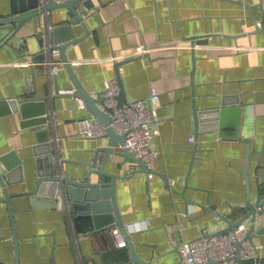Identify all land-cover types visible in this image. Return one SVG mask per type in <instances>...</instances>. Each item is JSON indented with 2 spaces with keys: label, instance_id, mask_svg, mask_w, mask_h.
<instances>
[{
  "label": "crops",
  "instance_id": "obj_1",
  "mask_svg": "<svg viewBox=\"0 0 264 264\" xmlns=\"http://www.w3.org/2000/svg\"><path fill=\"white\" fill-rule=\"evenodd\" d=\"M238 1L92 0L86 14L78 1L74 6L82 21L64 6L53 8L24 23L9 44L0 43V102L32 98L24 91L50 96L43 107L48 122L39 126L24 124L37 119L36 106L20 113L0 105V172L7 179L5 187L0 184V264H15L17 255L19 264H53L52 258L56 264L132 260L128 246H115L117 224L106 223L109 213L92 230L76 232L67 212L33 208L26 194L37 181L40 131H47L43 138H49L67 179L85 177L95 158L99 164L109 140L81 137L79 117L95 118L77 108L74 97L54 95L56 87L75 88L61 56V63L49 67L31 61L42 51L41 37L48 49L62 44L55 41L69 31L55 38L52 32L61 26L69 25L74 37L84 35L66 47L65 56L89 95L99 94L108 78L117 80L116 63L128 100L143 99L152 88L159 95L152 126L158 135L150 142L158 152L154 176L148 178L135 161L118 155L104 168L117 175L116 205L136 257L147 264H185L178 252L184 242L214 234L227 226L225 219L236 222L246 212V201L257 197L258 182L264 186V0ZM10 3L0 0V19L10 17ZM198 39L207 42L192 52L191 43ZM143 45L154 51L127 56ZM160 46L180 47L155 50ZM27 59L29 64L15 65ZM223 104L239 106L238 120L230 110L221 125L215 122V130L199 131L193 158L195 111ZM243 226L247 231L249 222ZM252 234L257 256L240 264H264V231Z\"/></svg>",
  "mask_w": 264,
  "mask_h": 264
},
{
  "label": "water",
  "instance_id": "obj_2",
  "mask_svg": "<svg viewBox=\"0 0 264 264\" xmlns=\"http://www.w3.org/2000/svg\"><path fill=\"white\" fill-rule=\"evenodd\" d=\"M78 1H83V6L85 7L83 11L84 14H86V12L94 6L92 0H69L64 3H55L54 1L49 0L43 5H39V0H11L9 14L10 17H3L0 19V43L9 44L10 40L15 37L19 28L24 23L36 18V16L40 15V13L47 12L49 10H52L53 8L64 6L68 8V10L72 11V13H74L77 21H82L81 13H78L74 6V4ZM238 2L243 3L241 2V0H239ZM244 4L246 8H249L251 6L249 3ZM258 6L262 8L260 2L258 3ZM64 29H67L69 31L67 37L55 41V43H62L60 46L57 47L58 49H60V56L64 62V65L67 67L71 82L75 86L74 95L84 101L88 114L96 120L100 121L106 127L105 137L109 138V140L107 146L102 150L103 153H105V156L99 164L97 163V158H95L93 162L89 163L90 169L87 171L85 177H83L82 179H67L59 171L58 159L52 154L50 144L49 142H47L49 138H43L47 131H40L39 133L44 132V136L38 138L36 146L37 148H35V155H38L36 158L37 181L35 183L34 188L26 192V194H28L32 198L31 206L33 208L58 209L67 212L69 224L74 225L76 232H85L88 230H92V228H94L96 225L98 226L97 220H102V216L106 213H109L111 216H108L109 220H107L108 222L106 223L112 224L113 222H115V224H117V227L124 240L127 242V246L130 250L132 260L129 264H147L141 261L140 258L136 257L131 241H129L126 227L121 221L119 209L116 205L114 188L117 175L112 172H106L104 170L107 162L113 159L115 155L135 161L142 170H145L144 165L138 158H136L132 153H130L126 149L116 150V147H120L123 145L124 135L116 133L114 129L110 126L111 118L102 109V97L99 94H97L96 97L89 95V93L79 83L78 79H76L71 66H69V62L66 60V47L83 39L84 35L81 37H74L73 32L69 29V25H66L64 27L61 26L54 28V30L52 31L53 37H57V35L61 34L62 30ZM46 32L49 36V32ZM87 32L88 31H86L85 34H87ZM45 39V36L39 39V44L41 46L42 51L32 56V62L42 63L47 58L45 51L48 49V47L46 45L44 46ZM206 42V40L201 39L192 42V52L194 51L195 44L199 45L201 43ZM119 66L120 63H116L115 69L117 71V83H119L120 88L119 94L116 98L118 100V105L122 106L129 100L125 96L124 85L123 82H121L118 73ZM54 91V95L59 94V89L57 87ZM24 95H31L32 98L26 97L23 99H18L17 97L3 99V101L0 102V105L6 104L8 112L19 111L20 113L24 111L30 112L32 110V106H36L37 115L39 116L36 117L37 119L35 120H29L28 118H26L28 120L24 122V124H26L27 126H39L41 124L47 123L48 120L45 115L46 109L43 107L44 102L48 100L50 96H40L37 91H24ZM224 105L225 104H223L221 108H205L204 110L197 109V111H195L194 116L196 122V131L194 138L195 145L192 150L193 158L196 157L197 153L199 131L215 130V122L218 125H221L222 120L230 110L234 111V113L236 114V119L238 120L240 114L239 106H235L232 109H228L223 107ZM23 117L26 116L23 115ZM83 117L84 116H80L79 119ZM0 161H2V159H0ZM259 164L260 163H258V166ZM244 177L247 180L245 170ZM6 183L7 179L5 180L4 174L0 172V184L5 187ZM246 202V212L240 218H238L236 222H232L231 220L225 219V221L227 222V226L223 229H220L214 234L218 235L219 233H227L229 231H233L237 226L243 225L246 222H249V226L244 238L252 240V233H254V231L258 233L263 232L264 226L261 225L262 227H259L260 223L263 224L261 220H264V186L261 183L258 182L257 197L255 198V200L253 202H249L247 200ZM13 230H15L14 226ZM240 245L241 240H237V242L235 243V258L237 264L241 263V259L237 254ZM52 261L53 264H56V261H54L53 258ZM209 263L215 262L210 261ZM15 264H19L18 255L15 259Z\"/></svg>",
  "mask_w": 264,
  "mask_h": 264
},
{
  "label": "built area",
  "instance_id": "obj_3",
  "mask_svg": "<svg viewBox=\"0 0 264 264\" xmlns=\"http://www.w3.org/2000/svg\"><path fill=\"white\" fill-rule=\"evenodd\" d=\"M55 3H64L69 0H52ZM255 25L262 28L261 23L257 22ZM197 44H195L196 48ZM180 46H160L155 50H176ZM191 47V46H190ZM236 50L242 48L236 47ZM145 45L137 46L134 50L129 52L127 56H143L149 55L153 52ZM47 58L43 62L44 66H51L61 63L59 59L60 49L57 46L49 48L45 51ZM117 57H114V60ZM26 61L20 60L15 65L20 67L29 64ZM64 63V62H62ZM102 91L99 95L102 97V109L111 118L110 126L118 134L124 135V143L117 147L118 150L126 149L138 158L144 165L147 171V177L152 178L155 174V163L158 157V152L150 147L151 140L158 135L157 130H153L152 126L157 121V107L159 103V95L155 88H152L150 94L143 99L129 100L122 106L118 105L117 95L120 88L116 79L108 78L105 80ZM59 93L74 97L77 101V108L85 110L84 101L77 98L75 88L60 90ZM96 97V95L94 96ZM72 112V110H70ZM79 135L81 137L92 139L101 138L106 134V127L98 120L88 119L83 117L79 121ZM194 141V137L190 138ZM219 215L215 218L218 219ZM246 229L243 225L237 226L233 231L222 233L219 235H208L202 233L190 241L184 242L179 249V257L182 263L185 264H207L214 261L215 264H237L236 261V246L237 240H241V245L237 251L241 260L250 259L257 256L259 246L252 242L251 239L244 238ZM115 246L117 248L127 247V242L121 235L116 226L112 232Z\"/></svg>",
  "mask_w": 264,
  "mask_h": 264
}]
</instances>
